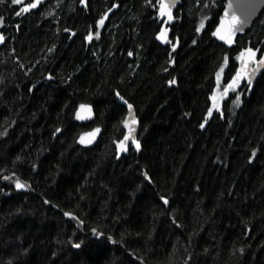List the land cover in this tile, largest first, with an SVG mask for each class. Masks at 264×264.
<instances>
[{
  "label": "trees",
  "instance_id": "trees-1",
  "mask_svg": "<svg viewBox=\"0 0 264 264\" xmlns=\"http://www.w3.org/2000/svg\"><path fill=\"white\" fill-rule=\"evenodd\" d=\"M23 3L0 4V264H264V74L207 116L224 55L222 90L241 49L264 54V12L228 49L212 35L226 0H182L173 50L155 0H40L16 15ZM117 92L140 125V149L121 156Z\"/></svg>",
  "mask_w": 264,
  "mask_h": 264
},
{
  "label": "snow or ice",
  "instance_id": "snow-or-ice-1",
  "mask_svg": "<svg viewBox=\"0 0 264 264\" xmlns=\"http://www.w3.org/2000/svg\"><path fill=\"white\" fill-rule=\"evenodd\" d=\"M81 4L85 3V0H80ZM4 3V0H0V4ZM12 4H21L23 3V0H11ZM40 3V0H32L31 3H23V7L20 9L19 12H16V15H21L23 13L28 12L30 9H34L37 7V5ZM146 3L151 4L152 0H146ZM176 4V0H155V4H152L153 7H156L158 5V16L161 18H165L160 23V30L156 33V38L160 41L166 42L171 44L173 50L177 47L178 38L176 42H173L168 39V33L169 28L165 27L164 25L168 24L170 21L174 19L173 16V7ZM117 5L113 4L111 8L108 9V12L112 10V8H115ZM207 6V5H205ZM252 7L254 10L255 7V0H252ZM107 12L103 13L99 20L96 21V26L99 27L105 23V17L107 16ZM3 17L0 16V24L3 23ZM206 19V17H205ZM247 23V17L240 18L237 16L236 12L233 10V4L231 0H229L227 6L224 8V14L220 17V23L217 25L215 31L212 33L213 36L218 37L221 41H224L228 45H232L234 43L233 37L236 35L237 31H243V25ZM204 26L203 20L201 21L200 27L196 29L197 32H200L201 28ZM65 31H69L68 29H65ZM95 35L98 37L99 32H96ZM93 38V33L90 31L86 37L87 40H91ZM4 40L3 34H0V41ZM196 41L193 40V44H195ZM261 51L260 49L254 48V47H245L240 50L238 55L236 56V60L240 62V66L236 69L235 74L231 76V79L227 81L225 85H223V91L220 93V95H217L216 91H213L210 99L212 101V106L208 108L207 110V116H211L213 113V109H217L219 111V101L223 99L225 96L228 95V93L235 92V99L232 101L234 105L237 107L241 103V93L237 91L242 81H246L247 87L245 91L250 92L252 85H253V77L257 74L258 71H260L261 68H264V55H260L259 59H257V53ZM129 56H132L133 53L131 51L128 52ZM228 56L227 54L224 55V62L220 66V70L216 73V80H217V88L221 87V73L224 71V65L228 63ZM172 62L171 60L169 61ZM164 71H167V69H164ZM175 78L168 81V83L174 84ZM116 95L124 101L125 104H127L128 107V116L124 118V120L121 122L125 128L128 129V132L123 136L122 140L117 141V149L118 151H127V144L126 142L131 139L132 143L135 145L136 149H140V142L135 139V136L133 133L135 132V125L137 123V120L133 114V105L128 103L126 100H124L123 96H120V93L117 92ZM83 112L91 113V106L88 104H80L79 108L76 111V118L77 119H84L85 116L82 115ZM223 113L221 112V115ZM200 127H204V123L200 124ZM61 129L56 128L55 132H60ZM99 129H93L91 133H84L80 137V143H91V139H85V137H91L94 138V135L96 132H98ZM55 134V133H54ZM256 155V149L252 150V156L254 157ZM250 157L249 159H251ZM145 177H147V173L144 174ZM9 177H4V179H8ZM15 185L17 188H24L25 184L21 183L19 179L15 181ZM160 199L167 204L168 200L166 197L161 196ZM65 216H72V213L65 212ZM73 219H76V217L73 216ZM82 224L83 221H80ZM91 231L94 234L100 235L98 233V230L96 228H92ZM111 239V237H109ZM74 247L79 248L80 244H75ZM242 252L243 249H240Z\"/></svg>",
  "mask_w": 264,
  "mask_h": 264
},
{
  "label": "water",
  "instance_id": "water-1",
  "mask_svg": "<svg viewBox=\"0 0 264 264\" xmlns=\"http://www.w3.org/2000/svg\"><path fill=\"white\" fill-rule=\"evenodd\" d=\"M181 1L182 0H176V4H175V6L172 9L173 16L175 14V11L179 8ZM228 2H229V0H226V6H227ZM231 2L233 4V10L236 12L237 16H239L242 19L245 18V17H247V23H245L243 25V31L242 32L241 31H237L236 32V35L233 37L234 43L232 45H228L224 41H221L220 39H218V37L213 36V38L215 40H217L219 43L223 44L228 49H231V48H234L235 46H237V40H238V38L240 36H244L252 28V26L256 22V20L264 12V0H255L254 10H253V7H252V0H231ZM223 14H224V11H223ZM161 19H166V17L165 18H161ZM166 25H165V27H166ZM260 55L261 54H260V51H259L257 53V59H259V56ZM262 55H264V54H262ZM239 66H240V63H239ZM263 74H264V68H261L260 71H258L257 74L253 77V85L252 86H254L257 83V81L259 80V78ZM127 110H128V107H127ZM132 111H133V114H134V116H135V118L137 120V113H136V110H135L134 106H133ZM128 112H129V110H128ZM128 112H127L126 117L128 116ZM82 115H84L85 118L84 119H78V121H81V122H89V121H91L95 117V111L91 107V113L90 114L87 113V112H83ZM123 129H124L125 134H126L128 132V129L125 128L124 125H123ZM139 130H140V125H139V122L137 120V123L135 125V132L133 133V135L135 136V139L136 140H138V137H139ZM89 133H91V132H89ZM101 134H102V130H99L98 132L95 133L94 138L85 137V139H91V143H83V144L84 145H87V146H94L98 142ZM126 144H127V151H119L120 156L123 155V153L128 154L129 147L131 145L134 148H136L135 145L132 143L131 139L129 141H127ZM9 179L10 178L5 179V181L6 180H9Z\"/></svg>",
  "mask_w": 264,
  "mask_h": 264
},
{
  "label": "rangeland",
  "instance_id": "rangeland-1",
  "mask_svg": "<svg viewBox=\"0 0 264 264\" xmlns=\"http://www.w3.org/2000/svg\"><path fill=\"white\" fill-rule=\"evenodd\" d=\"M223 80H224V71L221 73V86H222V84H223ZM216 85H217V80H216ZM215 91L217 92V95L219 96L220 95V93H222V88L220 87V88H217V86H216V89H215ZM222 101V99L219 101V104H220V102ZM220 109V108H219Z\"/></svg>",
  "mask_w": 264,
  "mask_h": 264
}]
</instances>
